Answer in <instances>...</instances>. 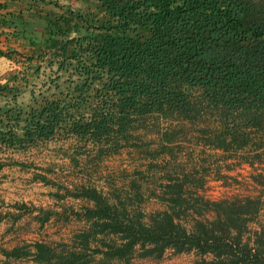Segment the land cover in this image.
Returning a JSON list of instances; mask_svg holds the SVG:
<instances>
[{"label": "trees", "instance_id": "1", "mask_svg": "<svg viewBox=\"0 0 264 264\" xmlns=\"http://www.w3.org/2000/svg\"><path fill=\"white\" fill-rule=\"evenodd\" d=\"M81 1L83 7L45 12L38 34L16 20L30 48L21 56L29 73L37 74L42 59L68 76L59 88L56 75V91L32 95L25 108L17 85L0 82V151L54 141L67 143L63 154L72 163L77 155L95 163L135 144L137 130L161 117L194 126L195 140L225 157L264 161V0ZM0 55L20 57L1 48ZM178 131L164 136L169 141ZM4 164L25 165L0 159ZM168 177L167 208L146 220L90 184L66 188L93 201L75 211L89 221L86 228L69 243L34 240L0 252L35 264H119L170 249L194 252V264H264V224L248 226L263 204L260 193L208 198L184 190L185 175ZM251 178L263 192L264 174Z\"/></svg>", "mask_w": 264, "mask_h": 264}, {"label": "rangeland", "instance_id": "2", "mask_svg": "<svg viewBox=\"0 0 264 264\" xmlns=\"http://www.w3.org/2000/svg\"><path fill=\"white\" fill-rule=\"evenodd\" d=\"M3 50H16L19 53L17 60L15 57L9 58L0 55V66H11L12 70L17 71L18 81L23 77L20 74L24 61L21 56L28 54L30 48L19 46L18 48ZM41 59V58H40ZM39 70L37 74H28L24 77L26 85L18 88V99L22 107L32 103V95L35 98H40V95L47 96L56 91L52 79L57 75L59 88H62L67 79L68 73L65 71L56 73L54 69L56 65L48 66L42 59L39 60ZM5 74V71L2 72ZM22 83V82H21ZM22 85V84H20ZM151 119V118H150ZM148 119V120H150ZM158 123L161 127L175 128L178 131L174 134V138L181 140L173 145V151H179V158H183L181 162L187 161V153H189L187 145L192 140H195V130L193 127L184 121H168L161 117L152 118V123ZM147 123V124H152ZM144 128V127H143ZM67 143L47 141L38 146L28 148L25 151H0V159H16L23 161L25 165L11 164L5 165L0 169V246L6 249L12 246H18L34 240H42L51 245L56 242L71 241V238L76 230L81 225L74 218V214L70 211V207L65 209V215H59L53 212L55 204H48L47 210H40L34 207L33 203L26 199L23 201L20 197L30 194L47 195L50 199L55 198V193L64 195L66 204H72L69 201L71 194L66 193L65 189H73L80 183L91 184L94 180L100 178V170L104 163H91L86 160L84 155H77V163H72L67 156L63 154L64 150L70 152ZM174 166V165H173ZM209 177L204 190L201 192L210 198H220L226 196H243L258 193L257 188L252 182L251 175L257 172L264 174V164L257 162L249 165L246 162H238L232 156H224V153L210 155L208 161ZM102 169V168H101ZM40 176H44L42 180ZM212 176V177H210ZM18 195L21 203L25 207L18 208L19 204L14 196ZM264 205V204H263ZM48 214V217H47ZM47 217V218H46ZM148 216L143 217L146 220ZM181 221L188 225V219L182 218ZM258 223L264 224V207L257 211L253 220L248 222L250 228H254ZM95 257L98 254H94ZM180 255L172 253L170 249H166L164 253L153 258L149 256L140 257L133 254L126 263L119 261V264H173L175 259ZM193 256V254H192ZM0 264H35L29 257L12 258L5 257L0 252Z\"/></svg>", "mask_w": 264, "mask_h": 264}, {"label": "crops", "instance_id": "3", "mask_svg": "<svg viewBox=\"0 0 264 264\" xmlns=\"http://www.w3.org/2000/svg\"><path fill=\"white\" fill-rule=\"evenodd\" d=\"M67 6L79 8L83 7L84 3L81 0H0V48L29 47L21 36V27L15 23L18 18L30 22L33 32L38 34L41 29V16L45 12H61ZM22 69L21 72L25 71V73L20 74V76L26 77L32 67L24 64ZM3 71H5V74H2ZM17 71L20 72L17 69L12 70L11 66H0V82L6 80L8 85H17V88L24 87L27 81L25 78L20 81H18L19 79H8L11 73ZM17 97L18 95L15 97L16 101ZM7 102H11V100L8 99ZM165 120L176 122V120ZM167 130H170V128L161 127L155 122L138 129L136 132L138 138L135 140V144L123 146L117 152L98 160L100 164L104 163V166L101 167L102 169L99 167L100 178L94 180V183L90 185L101 191L108 202H121L127 209L140 211L144 218L154 211L167 208L168 201L166 198L169 193L165 192L164 189L166 184L172 182V179H169L168 176L176 175L178 179H181L185 175L186 179L182 183V188L205 196L201 190H204L208 182L206 179L209 177V157L210 155L213 157V155L223 153L222 150L192 140L187 144L189 145L187 147L189 151L187 161L181 162L185 159H180V152H175L172 149L173 145L181 140L173 137L168 141L164 136ZM259 164H264V161ZM5 165L11 164H4L3 166ZM252 183L256 187H261L257 188V194L260 193L264 204V191L260 192L262 186L255 181ZM20 198L23 201L29 199L34 207L44 211L47 210L48 204L56 202L54 208L58 210H53V212H57L59 215H65V209L70 207V211L76 217L74 219L81 224L76 231L86 228L89 224V221L81 213L75 214V211H79L82 205L93 204V201L87 197L71 196L69 201L72 204L61 202L65 198L64 195H57L55 198L50 199L46 194H30ZM14 199L21 203L18 195L14 196ZM263 204L261 206L264 207ZM176 254L180 256L175 259L173 264H194V261L198 259V255L192 251Z\"/></svg>", "mask_w": 264, "mask_h": 264}]
</instances>
